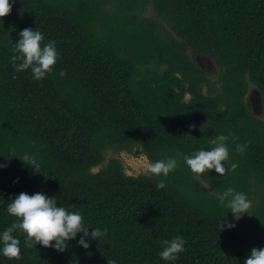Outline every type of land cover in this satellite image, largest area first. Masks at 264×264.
<instances>
[{
  "label": "trees",
  "instance_id": "16d2710c",
  "mask_svg": "<svg viewBox=\"0 0 264 264\" xmlns=\"http://www.w3.org/2000/svg\"><path fill=\"white\" fill-rule=\"evenodd\" d=\"M149 3L153 17L143 16ZM28 27L59 52L39 80L10 60ZM190 44L215 68L197 63ZM251 84L264 103V0H14L0 18V232L17 219L6 209L21 191L56 196L89 231H106L87 249L80 233L60 252L26 247L17 229L22 255L0 264H245L264 247V119L246 102ZM219 134L229 137L226 167H237L192 172L184 156ZM135 147L178 167L132 175L114 157L93 171L107 150ZM229 186L247 194L251 213L221 229L232 218L220 200ZM176 235L185 251L166 261L162 241Z\"/></svg>",
  "mask_w": 264,
  "mask_h": 264
},
{
  "label": "clouds",
  "instance_id": "9594fccd",
  "mask_svg": "<svg viewBox=\"0 0 264 264\" xmlns=\"http://www.w3.org/2000/svg\"><path fill=\"white\" fill-rule=\"evenodd\" d=\"M14 0H0V18H3L11 11ZM12 61L17 71L30 69L32 78L39 80L47 77L54 71L59 58V52L55 41L44 42V33L36 28H23L19 32V39L12 42ZM60 75H64L61 70ZM229 137L219 134L207 141L208 148L196 149L191 155L184 156V162L190 170L196 174H203L215 169L216 173L223 175L226 171L234 170L237 165L232 162L226 167L230 160V150L227 144ZM246 143H237L236 151L243 152ZM22 159L35 169L39 166L34 157L25 154ZM6 165L0 163V167ZM178 167V160L174 156L166 159L149 161L146 163L147 173L155 176H168L170 172ZM164 180L157 182L156 187H164ZM221 203L232 213L231 219L220 220V227L233 228L235 221L239 220L245 213H251L252 201L247 194L237 191L233 187H227L220 196ZM9 215L17 219L2 232H0V255L9 259H20L22 250L20 240L13 233L19 229L25 235L24 244L26 247L37 246V244L52 247L63 252L68 247V242L79 236L77 243L87 249L92 239H98L105 234L106 230L99 227H90L84 222L83 214L77 211H70L62 204H58L56 196H50L46 192L37 191L28 193L21 191L7 204ZM227 217V215L223 216ZM162 249L159 256L166 261H175L179 254L185 251L186 240L181 235L162 241ZM111 264H115L112 261ZM245 264H264V247H253L250 255L245 258Z\"/></svg>",
  "mask_w": 264,
  "mask_h": 264
},
{
  "label": "rangeland",
  "instance_id": "374dc122",
  "mask_svg": "<svg viewBox=\"0 0 264 264\" xmlns=\"http://www.w3.org/2000/svg\"><path fill=\"white\" fill-rule=\"evenodd\" d=\"M105 7L107 8L108 6L106 5ZM143 16L145 17L154 16L152 5L150 3L147 4L146 7L144 8ZM166 25L169 26V24L167 23ZM188 52L194 58V60L204 68L210 70L215 68V65L211 60V58L201 54H194L193 46L191 44L188 47ZM213 78L216 79L217 76L214 75ZM246 102L254 115L264 119V103H263L262 95L259 89L253 84L250 85V89L246 95ZM114 157L119 158L123 162L125 166V170L128 174H132V175L151 174V173H147L145 170L146 163L149 162L150 160L147 157V155H145L143 150L139 147H135L132 151L124 150L118 152L113 149L107 150L105 154V161L101 165L93 168V171H98L99 169L103 168L105 165H107L108 161Z\"/></svg>",
  "mask_w": 264,
  "mask_h": 264
},
{
  "label": "water",
  "instance_id": "95a60500",
  "mask_svg": "<svg viewBox=\"0 0 264 264\" xmlns=\"http://www.w3.org/2000/svg\"><path fill=\"white\" fill-rule=\"evenodd\" d=\"M261 93V92H260Z\"/></svg>",
  "mask_w": 264,
  "mask_h": 264
}]
</instances>
